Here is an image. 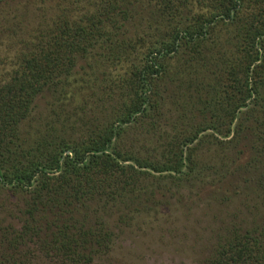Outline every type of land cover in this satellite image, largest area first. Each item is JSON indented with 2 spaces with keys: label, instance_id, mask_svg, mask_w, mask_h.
Instances as JSON below:
<instances>
[{
  "label": "trees",
  "instance_id": "16d2710c",
  "mask_svg": "<svg viewBox=\"0 0 264 264\" xmlns=\"http://www.w3.org/2000/svg\"><path fill=\"white\" fill-rule=\"evenodd\" d=\"M180 235L264 264V0H0V264Z\"/></svg>",
  "mask_w": 264,
  "mask_h": 264
},
{
  "label": "rangeland",
  "instance_id": "374dc122",
  "mask_svg": "<svg viewBox=\"0 0 264 264\" xmlns=\"http://www.w3.org/2000/svg\"><path fill=\"white\" fill-rule=\"evenodd\" d=\"M203 194V193H202ZM176 205H169V208H174ZM203 218L202 224L209 225L210 229H206L205 232L211 235V227L214 226L213 222L207 221ZM129 240L123 241L122 246L124 251H130L129 258H133L134 264H200L196 263L195 260L203 258L202 256L206 251L203 250L202 242L198 241L195 247H191L194 241L190 239H183V235L178 238L172 239V243L159 242L151 243L150 241L144 244L145 239L140 241H134L131 237ZM149 239V238H148ZM125 255V254H124Z\"/></svg>",
  "mask_w": 264,
  "mask_h": 264
}]
</instances>
